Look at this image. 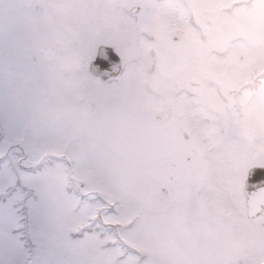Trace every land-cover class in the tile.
<instances>
[{"label":"snow or ice","instance_id":"6c2138e0","mask_svg":"<svg viewBox=\"0 0 264 264\" xmlns=\"http://www.w3.org/2000/svg\"><path fill=\"white\" fill-rule=\"evenodd\" d=\"M0 264H264V0H0Z\"/></svg>","mask_w":264,"mask_h":264}]
</instances>
